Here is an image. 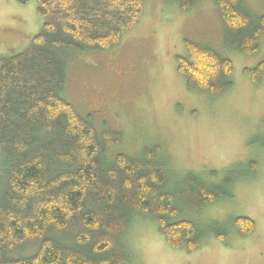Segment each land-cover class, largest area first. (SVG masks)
I'll list each match as a JSON object with an SVG mask.
<instances>
[{
	"label": "trees",
	"instance_id": "1",
	"mask_svg": "<svg viewBox=\"0 0 264 264\" xmlns=\"http://www.w3.org/2000/svg\"><path fill=\"white\" fill-rule=\"evenodd\" d=\"M147 1L37 0L36 12L46 18L41 31L22 53L0 57V264H130L126 236L137 214L150 217L174 249L198 250L208 237L227 243L228 231L181 216L233 197L228 189L245 177L211 184L186 173L174 182L159 147L110 160L108 151L123 134L99 133L64 97L68 53L118 47ZM165 1L187 12L202 0ZM213 2L228 46L257 53L264 15L252 17L244 0ZM185 49L175 61L189 91L217 97L232 89L230 59L191 40ZM244 74L260 84L264 61ZM256 165L249 164L250 174ZM233 225L241 238L256 228L248 217ZM31 246L33 253L13 257Z\"/></svg>",
	"mask_w": 264,
	"mask_h": 264
},
{
	"label": "rangeland",
	"instance_id": "2",
	"mask_svg": "<svg viewBox=\"0 0 264 264\" xmlns=\"http://www.w3.org/2000/svg\"><path fill=\"white\" fill-rule=\"evenodd\" d=\"M257 18L264 0H244ZM37 0H0V57L25 51L46 18L36 12ZM226 29L213 0H202L184 12L172 1L149 0L138 24L110 51L72 52L66 56L64 97L99 133L123 134L108 158L140 157L159 147L178 182L194 173L211 184L226 176L236 182L233 197L181 216L206 229L228 231L227 243L208 237L189 252L171 248L147 216H134L126 236L130 264H264V75L253 84L244 74L264 61V36L259 51L241 54L228 46ZM185 40L210 47L233 63V87L217 97L189 91L175 58L185 54ZM255 162V174L249 164ZM248 173L251 176H247ZM252 219L253 234L238 236L233 220ZM36 247L13 254L27 256Z\"/></svg>",
	"mask_w": 264,
	"mask_h": 264
}]
</instances>
